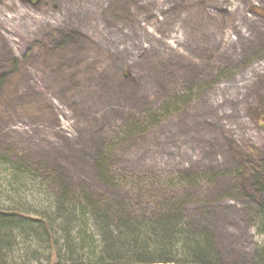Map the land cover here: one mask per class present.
Masks as SVG:
<instances>
[{
    "label": "rangeland",
    "instance_id": "374dc122",
    "mask_svg": "<svg viewBox=\"0 0 264 264\" xmlns=\"http://www.w3.org/2000/svg\"><path fill=\"white\" fill-rule=\"evenodd\" d=\"M0 79V156L121 213L170 188L224 264L253 262L264 0H0Z\"/></svg>",
    "mask_w": 264,
    "mask_h": 264
},
{
    "label": "trees",
    "instance_id": "16d2710c",
    "mask_svg": "<svg viewBox=\"0 0 264 264\" xmlns=\"http://www.w3.org/2000/svg\"><path fill=\"white\" fill-rule=\"evenodd\" d=\"M109 158L107 149L99 155L104 173ZM29 165L0 156V264H224L211 229L192 226L170 188L150 212L121 213L88 191L50 188L49 177ZM263 179L246 184L262 233ZM136 180L139 187L145 182ZM250 264H264V240Z\"/></svg>",
    "mask_w": 264,
    "mask_h": 264
},
{
    "label": "water",
    "instance_id": "95a60500",
    "mask_svg": "<svg viewBox=\"0 0 264 264\" xmlns=\"http://www.w3.org/2000/svg\"><path fill=\"white\" fill-rule=\"evenodd\" d=\"M40 0H36V2H39ZM12 213V212H11ZM132 264H183V263H132Z\"/></svg>",
    "mask_w": 264,
    "mask_h": 264
},
{
    "label": "flooded vegetation",
    "instance_id": "af4514ba",
    "mask_svg": "<svg viewBox=\"0 0 264 264\" xmlns=\"http://www.w3.org/2000/svg\"><path fill=\"white\" fill-rule=\"evenodd\" d=\"M30 2H32V3H34V4H36V0H30Z\"/></svg>",
    "mask_w": 264,
    "mask_h": 264
}]
</instances>
